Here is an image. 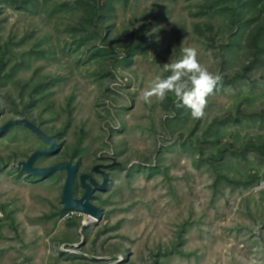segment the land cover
Here are the masks:
<instances>
[{"label":"rangeland","instance_id":"rangeland-1","mask_svg":"<svg viewBox=\"0 0 264 264\" xmlns=\"http://www.w3.org/2000/svg\"><path fill=\"white\" fill-rule=\"evenodd\" d=\"M181 47L201 119L141 96ZM0 264H264V0H0Z\"/></svg>","mask_w":264,"mask_h":264},{"label":"clouds","instance_id":"clouds-1","mask_svg":"<svg viewBox=\"0 0 264 264\" xmlns=\"http://www.w3.org/2000/svg\"><path fill=\"white\" fill-rule=\"evenodd\" d=\"M181 53V58L164 64L163 70L170 75L155 77L141 96L146 104H151L153 97L163 103L171 93L178 106L187 108L193 119H201L220 77L199 62L195 47H181Z\"/></svg>","mask_w":264,"mask_h":264},{"label":"water","instance_id":"water-1","mask_svg":"<svg viewBox=\"0 0 264 264\" xmlns=\"http://www.w3.org/2000/svg\"><path fill=\"white\" fill-rule=\"evenodd\" d=\"M41 136L47 139L48 141L51 142V140L44 136L40 132ZM48 152L46 149H42L41 151L36 152L32 157L28 160V162L25 164V168L31 172L39 173V172H53L54 170L57 171V169H62V168H69L70 173L69 177L67 180V183L64 188V193H63V204L66 206V210H76V211H83L85 213L91 214L94 217H100V211L93 205L90 204V199L92 198L94 190L91 189L88 185L87 187V193L86 195L81 199V200H73L72 199V193L74 189V184H75V179H76V173H77V166L72 163H63L60 165H56L50 169H47V171H37L32 169V165L34 161L38 158L41 157V155L45 154Z\"/></svg>","mask_w":264,"mask_h":264}]
</instances>
